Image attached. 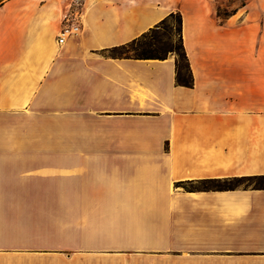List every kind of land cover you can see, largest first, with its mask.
Returning a JSON list of instances; mask_svg holds the SVG:
<instances>
[{"label": "crops", "instance_id": "0c3cea01", "mask_svg": "<svg viewBox=\"0 0 264 264\" xmlns=\"http://www.w3.org/2000/svg\"><path fill=\"white\" fill-rule=\"evenodd\" d=\"M246 7H0V264H264V189L177 187L264 175V20ZM177 13L192 87L174 54H108Z\"/></svg>", "mask_w": 264, "mask_h": 264}, {"label": "trees", "instance_id": "16d2710c", "mask_svg": "<svg viewBox=\"0 0 264 264\" xmlns=\"http://www.w3.org/2000/svg\"><path fill=\"white\" fill-rule=\"evenodd\" d=\"M2 1L4 0H0V3ZM246 2L247 0H244L240 7L246 6ZM237 9L238 8L225 14H221L220 9H218V16L224 19L229 18L237 12ZM173 15H177L179 21L177 30L179 46L176 48L172 41L171 43L164 41L165 34L159 32L161 29L160 25L165 24L168 18L173 17ZM173 37H175V35L169 36L171 39H173ZM107 52L114 58H131L139 60H164L169 54H174L176 56L177 84L185 87H192L193 85L191 67L183 44L182 16L180 13L171 14L138 39L125 45L109 49ZM177 187H182L187 191H229L240 188L264 189V175L186 181L177 183Z\"/></svg>", "mask_w": 264, "mask_h": 264}, {"label": "rangeland", "instance_id": "374dc122", "mask_svg": "<svg viewBox=\"0 0 264 264\" xmlns=\"http://www.w3.org/2000/svg\"><path fill=\"white\" fill-rule=\"evenodd\" d=\"M8 0H4L0 3V7L4 5ZM244 0H218V8H217V14L218 9H220L221 14L230 13L236 7L240 6L241 3ZM247 7L245 8L246 14H248L249 17H259L264 20V0H247L246 2ZM222 18V17H221ZM160 33L165 34L164 41L171 43V41L174 44V47L179 46V37L177 35V30L179 27V21L178 16L173 15V17L168 18L165 24L160 25ZM174 36L173 39L169 38V36Z\"/></svg>", "mask_w": 264, "mask_h": 264}, {"label": "built area", "instance_id": "2783aa9c", "mask_svg": "<svg viewBox=\"0 0 264 264\" xmlns=\"http://www.w3.org/2000/svg\"><path fill=\"white\" fill-rule=\"evenodd\" d=\"M80 31L81 27L78 16L66 18L59 36V44H63L68 38L79 34Z\"/></svg>", "mask_w": 264, "mask_h": 264}]
</instances>
